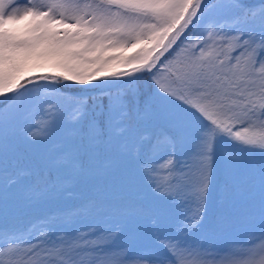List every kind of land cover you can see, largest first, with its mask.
I'll return each mask as SVG.
<instances>
[{
  "label": "snow or ice",
  "instance_id": "1",
  "mask_svg": "<svg viewBox=\"0 0 264 264\" xmlns=\"http://www.w3.org/2000/svg\"><path fill=\"white\" fill-rule=\"evenodd\" d=\"M0 264H264V0H0Z\"/></svg>",
  "mask_w": 264,
  "mask_h": 264
}]
</instances>
